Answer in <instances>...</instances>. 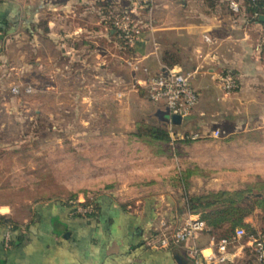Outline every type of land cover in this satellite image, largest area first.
<instances>
[{"label":"crops","instance_id":"1","mask_svg":"<svg viewBox=\"0 0 264 264\" xmlns=\"http://www.w3.org/2000/svg\"><path fill=\"white\" fill-rule=\"evenodd\" d=\"M230 2L238 4L237 12ZM254 7L250 0H0V87L7 71L20 82L30 74L29 84L13 86L21 96L44 89L65 100L75 89L81 102L91 103L92 94L115 102L132 95L146 101L145 118L157 116L168 128L171 116H160L167 114L163 106L145 99L136 80L145 79L144 68L150 74L175 69L189 75L198 94L190 113L179 124L171 121L182 130L180 139L185 130L205 135L227 122L234 126L264 104V22ZM124 12L139 30L133 44L120 41L112 27ZM225 73L238 84L230 94L218 81ZM96 200L99 208L86 215L60 199L0 204V264H189L181 247L150 249L145 243L161 220L176 226L186 218L183 201L164 193H142L135 205L116 193ZM247 222L240 228L248 232ZM218 233L205 229L192 243L213 264H253L246 236L227 246L225 261L215 260Z\"/></svg>","mask_w":264,"mask_h":264},{"label":"rangeland","instance_id":"2","mask_svg":"<svg viewBox=\"0 0 264 264\" xmlns=\"http://www.w3.org/2000/svg\"><path fill=\"white\" fill-rule=\"evenodd\" d=\"M7 60L14 62L13 57ZM29 76L20 82L3 73L0 204L20 207L50 199L82 204L110 193L134 205L142 193L170 194L185 203V193L245 191L247 202L241 206L247 230L252 232L250 223L264 230V104L253 113L247 110L244 123H225L218 137L209 132L191 138L184 129L188 132L180 139L182 130L173 127L163 143L131 135L137 121L157 125L142 114L146 101L141 104L130 95L115 102L92 94L91 103L81 102L75 89L65 100L44 89L32 96L10 91L29 84ZM20 98L28 104L20 105ZM31 98L38 104H31Z\"/></svg>","mask_w":264,"mask_h":264},{"label":"built area","instance_id":"3","mask_svg":"<svg viewBox=\"0 0 264 264\" xmlns=\"http://www.w3.org/2000/svg\"><path fill=\"white\" fill-rule=\"evenodd\" d=\"M149 2L151 0H144ZM254 2L256 0H250ZM230 8L237 12L238 4L230 2ZM264 14V7L262 13ZM258 14H255L257 16ZM112 27L117 31L118 39L126 44H133L139 34V30L133 23L128 13H122L112 20ZM146 74L142 82L137 81L145 91L146 98L156 104H160L168 111L169 116L178 115L180 118L187 116L198 101V94L191 86L189 75L175 69H166L162 74H150L146 68L143 69ZM219 85L225 94H230L236 90L238 84L235 76L231 73H225L218 78ZM13 93H18V88L11 89ZM29 92V89H26ZM174 124L169 121L168 129L171 130ZM221 130L216 129L211 132L212 137H218ZM197 134L191 135L196 138ZM75 212L86 215L94 210L93 204L86 205L75 204ZM206 229L205 222L198 216L188 213L180 224L172 226L161 220L154 234L146 240V246L150 249H165L171 247H181L185 250L189 264H213L212 257H205L202 250L199 249L192 240L197 234ZM246 236L247 245L253 256V264H264V231L247 232L243 228H236L229 237L221 238L215 241L218 255L215 260L225 261L227 246L232 242ZM7 244L8 233H5Z\"/></svg>","mask_w":264,"mask_h":264},{"label":"trees","instance_id":"4","mask_svg":"<svg viewBox=\"0 0 264 264\" xmlns=\"http://www.w3.org/2000/svg\"><path fill=\"white\" fill-rule=\"evenodd\" d=\"M254 4L253 11L257 12V8L264 7V0H256L252 2ZM262 13V11H261ZM124 45V44H123ZM141 45L136 43L134 47ZM136 129L131 132V135L137 139L148 138L151 141H158L167 143L170 140L169 132L159 125H152L144 123L143 121H137L135 123ZM180 180L183 178L180 176ZM210 196L212 198H210ZM97 197L91 199L89 202L82 203L81 205L93 204L94 210L99 207L97 203ZM184 209L189 213L196 214L206 224V229L210 235H218L221 238L229 237L236 227H243V217L245 215V207L241 206L242 203L247 202V196L245 191H238V193H225L217 192L210 195H187L184 194ZM68 208L75 211V203L67 201L63 202ZM205 203L204 205H201ZM216 205V206H215ZM199 206H202L201 210H197ZM200 208V207H199ZM213 208L205 211V209ZM89 216V215H88ZM2 221V220H1ZM154 232L152 233V235ZM151 236V235H150Z\"/></svg>","mask_w":264,"mask_h":264},{"label":"water","instance_id":"5","mask_svg":"<svg viewBox=\"0 0 264 264\" xmlns=\"http://www.w3.org/2000/svg\"><path fill=\"white\" fill-rule=\"evenodd\" d=\"M258 19H259V21L264 22V14L259 15ZM163 72H164V70H162V71L160 70L157 73L158 74H162ZM161 110H163L164 112H166L168 114V111H167V109L165 107H163V109H161ZM149 119L155 121L154 124L161 125V124H165L166 123V120H160V119H158L157 116H153V115ZM171 121L174 124H179L180 123V117L178 115H172L171 116Z\"/></svg>","mask_w":264,"mask_h":264}]
</instances>
